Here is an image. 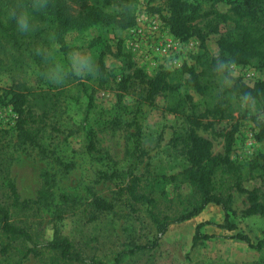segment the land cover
<instances>
[{
	"label": "rangeland",
	"instance_id": "1",
	"mask_svg": "<svg viewBox=\"0 0 264 264\" xmlns=\"http://www.w3.org/2000/svg\"><path fill=\"white\" fill-rule=\"evenodd\" d=\"M161 3V0H138L136 24L131 28L119 30L97 25L85 30L68 31L62 37L68 53L63 55L59 51L60 45H54L48 53L51 59L44 71H40L25 55L16 56L11 68L0 72V203L7 201L2 188L5 168L22 201L36 200L44 177L51 179L53 184L52 197L47 204L35 205L25 215L13 218L19 224L28 225L36 241L49 239L56 226L74 241L82 253L97 256L105 264H113L119 251L128 249L133 243L144 244L154 238V227L145 213L133 212L124 198L117 194L116 182L105 180L102 175L115 170L126 183L129 173L139 175L147 164L156 173L166 176L175 174L183 166V160L172 149L171 140L185 123L182 117L165 111V107L173 102V97L158 96L152 106L140 101L136 95H126L121 102L117 101L118 82L131 72L127 68L128 62L133 64V68L141 69L147 77H153L162 70L168 71L169 79L179 85V94H189L194 102L201 104V108L205 107L201 96L185 85L188 75L182 73L184 65L200 70L196 64V57L201 53L200 42L196 37L186 40L173 37L161 16L148 12V7ZM221 9H225L224 6ZM198 25L204 28L206 21L201 20ZM219 28L221 33L226 31L223 24ZM218 36L210 35L206 41L211 56L218 54ZM118 44L126 58H114L110 54L105 56L110 78L105 89H97L94 70L98 54L106 46L115 53ZM73 54L89 57L93 71L84 76L69 73L61 83L50 80L47 73L52 64L68 66ZM228 74L249 86L256 81H264V70L257 69L253 63L244 67L232 66ZM15 82L26 84L36 94L39 104L37 113L41 114L43 105H47L40 140L42 152L39 147L22 145L16 140L15 114L2 99L3 92ZM225 83L223 80L222 84ZM233 106L232 120L214 121L211 126H202L197 132L212 142L214 155L224 154L225 135L236 126L229 156L243 164L264 152V142L255 140L256 129L251 120L253 116L264 119V113L256 103L245 106L241 99H234ZM136 123L141 137L137 151L132 137L137 131ZM89 130L95 134L99 150V154L93 156L84 150ZM59 161L72 163V169L65 170ZM260 186L259 179L244 183L248 190ZM165 190L169 199L179 191L190 192L188 186L178 183L166 184ZM259 193L264 201V188ZM93 194L112 202L114 209L112 212H96V218L89 221L93 212L89 205ZM163 204L164 201H161L160 207ZM246 205L245 195L234 193L233 209L237 213L231 218L236 225L234 231L217 227L223 223L224 213L219 206L210 204L199 216L170 225L155 250L137 254L123 264H264V249L256 251L232 238L242 233L255 242L264 233V218L240 216ZM20 220L22 222H18ZM201 222L208 223L202 232L212 238L192 250V236L196 225ZM0 264L49 262L47 257L29 256L21 260L14 252L5 255L0 252Z\"/></svg>",
	"mask_w": 264,
	"mask_h": 264
},
{
	"label": "trees",
	"instance_id": "2",
	"mask_svg": "<svg viewBox=\"0 0 264 264\" xmlns=\"http://www.w3.org/2000/svg\"><path fill=\"white\" fill-rule=\"evenodd\" d=\"M158 6L148 7L151 14H158L175 38L186 40L196 37L200 42L201 53L196 57L200 67L184 65L182 73L187 74L185 85L202 98L204 108L193 101L189 94L178 93L179 85L169 79L168 71H159L153 77H147L139 68H133L128 62V74L121 77L117 86V101L124 96L136 95L143 103L152 106L158 96L173 97V102L165 111L182 117L185 126L171 140L172 149L183 160L180 171L169 176L156 173L150 165L145 166L139 175L129 173L126 183L120 174L113 170L104 173L102 178L116 182L117 194L133 212H144L154 227V238L144 244L133 243L128 249L116 253L113 264H123L137 254L152 252L159 246L160 238L172 224H179L199 216L210 205L219 206L223 213V223L218 228L226 231L236 230L231 221L237 213L233 209L234 193L245 195L246 207L240 212L243 218L258 216L264 218V201L260 189L264 188V152L258 153L248 162L240 164L230 158L229 153L237 127L234 126L225 135L224 154L214 155L210 140L198 134V129L208 127L214 121H229L235 111L234 99H241L244 94L255 97V103L264 113V81H256L252 86L240 79L232 78L228 72H217L219 62H228L232 66L254 64L264 70V0H161ZM138 0H0V72L11 68L16 56L27 55L44 71L51 59L49 51L54 45H60L59 51L66 55L68 48L62 37L71 30H85L93 26L112 27L119 30L131 28L136 24ZM204 3V4H203ZM225 9H221L223 7ZM27 11L31 15V29L28 32L18 30L9 13L14 9ZM165 12V15H162ZM206 21L204 28L198 25ZM226 27L220 32V25ZM210 35H219L216 43L218 54L209 55L206 41ZM99 40H96L97 42ZM122 58L120 45L112 53L110 48H103L97 57L95 75L97 89H105L110 78L105 64V56ZM227 77V80L225 79ZM225 81V85L222 81ZM228 80L231 82L228 83ZM2 99L15 114L14 129L16 140L22 145L39 147L44 129V118L48 112L43 105L42 113H37V97L24 83L15 82L2 94ZM89 103H91V95ZM256 133L255 140L264 142V119L251 117ZM206 121V123H204ZM134 149L141 145L140 128L136 123ZM86 154H99L95 143V134L89 130L85 137ZM42 152V151H41ZM144 154V152H142ZM59 164L70 170L72 163ZM2 188L5 190L6 203H0V252H14L23 260L47 257L49 264H105L97 256L82 253L74 241L63 235L55 226L51 236L44 242L35 240L31 228L15 221V215H25L33 206L47 204L52 197L51 179L44 177L42 187L34 201L21 200L14 182L6 168L3 171ZM259 179L260 188L248 190L244 183ZM168 183L184 184L190 192H177L175 197H166L165 186ZM66 200L68 198H65ZM161 201H164L160 207ZM93 212L89 221L96 218V212H112L114 204L93 194L89 203ZM18 222H22L21 220ZM196 225L192 236L191 249L210 240L211 235L202 232L207 225ZM232 238L245 243L256 251L264 249V233L257 241L248 235L237 233Z\"/></svg>",
	"mask_w": 264,
	"mask_h": 264
},
{
	"label": "clouds",
	"instance_id": "3",
	"mask_svg": "<svg viewBox=\"0 0 264 264\" xmlns=\"http://www.w3.org/2000/svg\"><path fill=\"white\" fill-rule=\"evenodd\" d=\"M10 17L15 21L18 30L28 32L31 29V15L27 11L18 10L17 8L11 10ZM232 64L228 62H219L217 72H230ZM93 71V64L89 57H81L75 54L71 55L68 61V66L60 63H54L48 70V78L56 83L63 82L66 75L69 73L75 76H84ZM227 80V77L225 76ZM231 81L228 80V83ZM241 103L245 106L255 103V97L250 94H244L241 97Z\"/></svg>",
	"mask_w": 264,
	"mask_h": 264
}]
</instances>
